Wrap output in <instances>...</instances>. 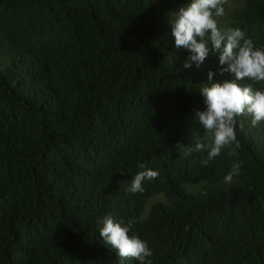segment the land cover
Wrapping results in <instances>:
<instances>
[{"label": "trees", "instance_id": "16d2710c", "mask_svg": "<svg viewBox=\"0 0 264 264\" xmlns=\"http://www.w3.org/2000/svg\"><path fill=\"white\" fill-rule=\"evenodd\" d=\"M187 2L0 0V264H122L108 214L135 221L153 264H264V122L237 117L240 147L207 167L177 148L205 135L208 71L227 78L216 55L183 67L168 14ZM223 7L220 26L264 47V0ZM140 164L159 175L132 194Z\"/></svg>", "mask_w": 264, "mask_h": 264}, {"label": "clouds", "instance_id": "9594fccd", "mask_svg": "<svg viewBox=\"0 0 264 264\" xmlns=\"http://www.w3.org/2000/svg\"><path fill=\"white\" fill-rule=\"evenodd\" d=\"M224 0H188L187 4L168 14L171 35L176 49L189 52L183 67L200 68L210 55H216L219 75L227 77L216 81V71H208V83H201L199 94L204 109H194L191 120L205 130L200 142L188 146L179 144L185 157L193 152H206L201 165L207 167L222 154L226 147H240L237 135V117L247 114L253 127L264 122V90L243 85L245 78L264 81V47H257L239 27L220 26L218 18L225 15ZM142 169L132 178L127 191L132 194L144 191V184L155 179L157 170L140 164ZM242 164L236 161L224 177L232 182L240 175ZM99 235L104 245L114 251L122 264L127 258L137 264H153V250L146 239L132 232L134 220L127 222L105 215L98 221Z\"/></svg>", "mask_w": 264, "mask_h": 264}]
</instances>
